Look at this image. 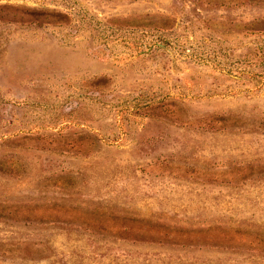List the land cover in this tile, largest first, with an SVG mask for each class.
<instances>
[{"label":"rangeland","instance_id":"obj_1","mask_svg":"<svg viewBox=\"0 0 264 264\" xmlns=\"http://www.w3.org/2000/svg\"><path fill=\"white\" fill-rule=\"evenodd\" d=\"M0 264H264V0H0Z\"/></svg>","mask_w":264,"mask_h":264},{"label":"water","instance_id":"obj_2","mask_svg":"<svg viewBox=\"0 0 264 264\" xmlns=\"http://www.w3.org/2000/svg\"><path fill=\"white\" fill-rule=\"evenodd\" d=\"M157 45H158V46H162V47H164V48H167L165 45H163V44H161V43H158Z\"/></svg>","mask_w":264,"mask_h":264}]
</instances>
